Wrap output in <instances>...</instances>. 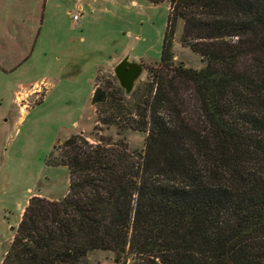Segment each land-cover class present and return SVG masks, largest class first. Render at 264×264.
I'll return each mask as SVG.
<instances>
[{"label":"trees","instance_id":"1","mask_svg":"<svg viewBox=\"0 0 264 264\" xmlns=\"http://www.w3.org/2000/svg\"><path fill=\"white\" fill-rule=\"evenodd\" d=\"M149 1L171 7L161 68L137 118L112 98L101 120L146 132L144 147L80 134L57 146L68 193L29 200L2 264H89L97 250L122 264H264V0ZM180 24L203 67L175 59Z\"/></svg>","mask_w":264,"mask_h":264},{"label":"rangeland","instance_id":"2","mask_svg":"<svg viewBox=\"0 0 264 264\" xmlns=\"http://www.w3.org/2000/svg\"><path fill=\"white\" fill-rule=\"evenodd\" d=\"M170 10L169 1L0 0V264L29 200L68 193L69 169L49 163L51 152L60 158L57 146L80 134L90 142L124 138L132 150L144 147L146 132L125 129L119 135L117 125L101 122L112 114L108 105L92 99L99 86L107 100L119 99L137 118L132 103L161 68ZM181 32L182 24L175 59L203 67L181 42ZM126 57L144 67L130 95L115 71ZM89 264L122 263L113 252L97 250Z\"/></svg>","mask_w":264,"mask_h":264},{"label":"water","instance_id":"3","mask_svg":"<svg viewBox=\"0 0 264 264\" xmlns=\"http://www.w3.org/2000/svg\"><path fill=\"white\" fill-rule=\"evenodd\" d=\"M143 70L144 67L141 63L131 61L129 57L124 58L116 67V76L121 86L126 89L128 94L133 91L135 83L143 73ZM107 98V92L98 86L95 90L92 104L104 103L107 101Z\"/></svg>","mask_w":264,"mask_h":264},{"label":"built area","instance_id":"4","mask_svg":"<svg viewBox=\"0 0 264 264\" xmlns=\"http://www.w3.org/2000/svg\"><path fill=\"white\" fill-rule=\"evenodd\" d=\"M81 17H82V14H78V13H77V14L74 15V19H75V20H80Z\"/></svg>","mask_w":264,"mask_h":264},{"label":"bare ground","instance_id":"5","mask_svg":"<svg viewBox=\"0 0 264 264\" xmlns=\"http://www.w3.org/2000/svg\"><path fill=\"white\" fill-rule=\"evenodd\" d=\"M20 100L21 101L23 100V96H20ZM26 107H27V105L22 106V110H23L24 113L26 112V109H25Z\"/></svg>","mask_w":264,"mask_h":264},{"label":"crops","instance_id":"6","mask_svg":"<svg viewBox=\"0 0 264 264\" xmlns=\"http://www.w3.org/2000/svg\"><path fill=\"white\" fill-rule=\"evenodd\" d=\"M79 8L81 9L82 7H81V6H79Z\"/></svg>","mask_w":264,"mask_h":264}]
</instances>
